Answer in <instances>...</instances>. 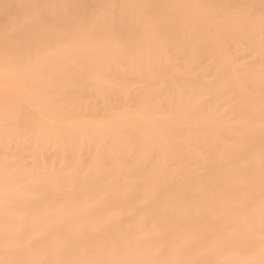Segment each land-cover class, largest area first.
Returning <instances> with one entry per match:
<instances>
[{
    "label": "bare ground",
    "instance_id": "obj_1",
    "mask_svg": "<svg viewBox=\"0 0 264 264\" xmlns=\"http://www.w3.org/2000/svg\"><path fill=\"white\" fill-rule=\"evenodd\" d=\"M0 264H264V0H0Z\"/></svg>",
    "mask_w": 264,
    "mask_h": 264
}]
</instances>
